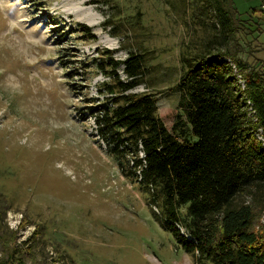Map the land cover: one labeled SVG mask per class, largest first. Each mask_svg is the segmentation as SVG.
Wrapping results in <instances>:
<instances>
[{
	"label": "rangeland",
	"instance_id": "rangeland-1",
	"mask_svg": "<svg viewBox=\"0 0 264 264\" xmlns=\"http://www.w3.org/2000/svg\"><path fill=\"white\" fill-rule=\"evenodd\" d=\"M78 1L0 0V261L15 252V264H214L182 249L139 182L96 150L90 110L120 101L96 62L111 52L125 81L124 60L142 54L145 83L127 93L155 94L171 129L183 58L206 55L207 43L264 73V0L224 2L222 47L199 2ZM239 200L260 203L264 188Z\"/></svg>",
	"mask_w": 264,
	"mask_h": 264
},
{
	"label": "trees",
	"instance_id": "trees-1",
	"mask_svg": "<svg viewBox=\"0 0 264 264\" xmlns=\"http://www.w3.org/2000/svg\"><path fill=\"white\" fill-rule=\"evenodd\" d=\"M217 9L223 27L228 19L223 7ZM191 58H183L186 70L176 83L180 112L171 131L159 115L155 94L127 93L145 83L142 54L130 52L124 60L125 81L116 73L122 62L111 52L96 62L113 78L105 86L120 101L90 111L108 145L106 153L145 189L149 203L160 210L154 214L157 222L182 249L197 254L201 263L264 264V200H239L250 186L264 188V141L256 137L259 127L264 135V73L247 70L236 59L246 78L242 92L222 51ZM246 97L255 105L256 122L248 115ZM15 257L13 252L0 264H15Z\"/></svg>",
	"mask_w": 264,
	"mask_h": 264
},
{
	"label": "crops",
	"instance_id": "crops-1",
	"mask_svg": "<svg viewBox=\"0 0 264 264\" xmlns=\"http://www.w3.org/2000/svg\"><path fill=\"white\" fill-rule=\"evenodd\" d=\"M192 2H199V16L198 19L199 20H205L206 19V22L207 23H210V28L212 29L213 31V35L217 34L218 32V37H220L219 41H218V46L219 47H222L223 45V31L221 29V14L222 12L220 13H217L216 10H218L217 8H220L222 9L223 7V2H211V0H191ZM196 9V8H195ZM223 12H224V8H223ZM196 14V13H195ZM219 14V15H218ZM225 15V14H224ZM227 17V16H226ZM209 25V24H208ZM210 30V29H209ZM216 39L207 43L206 46H205V53L204 54H216V53H221V51H217V45H216ZM212 49V50H210ZM158 112H159V108H158ZM160 115V113H159ZM162 118V120L164 121V123L166 124L164 118L162 116H160ZM168 124H166L167 126ZM170 131L172 130V127L171 129L169 127H167ZM96 146V145H95ZM96 150L100 152L101 155H103L105 158L109 159V161L111 162L112 165H114V167L120 171V166H119V163L116 159V157L113 155V154H108V153H105V152H102L101 151V148L97 145L96 146ZM121 172V171H120ZM117 173V172H116ZM104 176L102 177H96V179L98 180V183H104L106 180L103 178ZM120 177V176H119ZM123 177L124 179L126 178L125 175L123 174ZM127 179V178H126ZM119 182L122 183L123 186H126V181L121 179V178H118ZM106 194V193H105ZM147 196H148V201H149V195L147 193ZM109 201V200H108ZM106 201V202H108ZM105 202V200H104ZM124 202V201H123ZM122 202V203H123ZM123 206L126 205V203H123L122 204ZM126 207V206H124ZM58 218V217H56Z\"/></svg>",
	"mask_w": 264,
	"mask_h": 264
},
{
	"label": "built area",
	"instance_id": "built-area-1",
	"mask_svg": "<svg viewBox=\"0 0 264 264\" xmlns=\"http://www.w3.org/2000/svg\"><path fill=\"white\" fill-rule=\"evenodd\" d=\"M227 61L229 62V64L231 65L234 75L237 78L239 87L241 89V91H245L247 89L246 86V78L244 76V73L241 71V69L239 68V66L237 65V63L235 64V62H233L230 58H227ZM246 102H247V111H248V115L249 117L252 119V121L256 122L257 121V114H256V108L254 107V103L252 101V98H248L246 97ZM91 131L90 133L92 134V136L94 137L95 141H97L99 147L106 153L107 149H108V145L106 144V142L101 138V136L99 135L98 132V126L97 123L95 121V117L91 120ZM256 137L257 139L264 141V135H263V129L261 127H259L256 131ZM123 148V147H122ZM143 152H141V156H144L142 154ZM131 165H133V163H131ZM139 173V172H138ZM177 228L180 231V233L186 237H190V234L188 233V231L184 228L183 225L177 223Z\"/></svg>",
	"mask_w": 264,
	"mask_h": 264
},
{
	"label": "bare ground",
	"instance_id": "bare-ground-1",
	"mask_svg": "<svg viewBox=\"0 0 264 264\" xmlns=\"http://www.w3.org/2000/svg\"><path fill=\"white\" fill-rule=\"evenodd\" d=\"M91 1L92 0H80V1H78V3L80 5H84L85 6V5L89 4ZM73 12L76 15H80L81 16V19L93 21V25H96V24H99L100 23V21L98 20V17L97 16L96 17L95 16L92 17V16H90L91 14L90 15H86L88 13L86 10H82L80 8H76V9L73 10ZM73 12H71V13H73Z\"/></svg>",
	"mask_w": 264,
	"mask_h": 264
}]
</instances>
